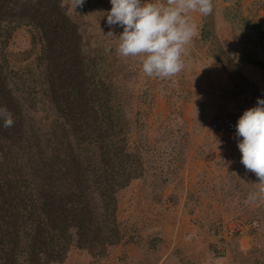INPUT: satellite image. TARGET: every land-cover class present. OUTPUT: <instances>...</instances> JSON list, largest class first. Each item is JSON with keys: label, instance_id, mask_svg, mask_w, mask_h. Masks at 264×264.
Here are the masks:
<instances>
[{"label": "rangeland", "instance_id": "obj_1", "mask_svg": "<svg viewBox=\"0 0 264 264\" xmlns=\"http://www.w3.org/2000/svg\"><path fill=\"white\" fill-rule=\"evenodd\" d=\"M212 2L209 16L192 14L199 35L185 48L183 71L161 80L145 77L138 58L117 55L116 36L123 29L106 22L110 0H84L75 9V0H62L82 35L89 83L95 90L102 82L111 94L112 141L127 144L128 152L140 158L142 172L116 194L120 241L92 252L74 242L64 261L50 264L72 258L65 264H77L74 258L80 264H114L126 255L122 250L115 256L114 247L141 246L145 209L155 211L177 198L192 203L193 225L215 237L205 253L210 259L200 264H264V199L247 202L250 192L259 191L258 178L240 162L236 133L211 129L213 122L238 120L257 98L264 99V0ZM42 48L32 27L4 25L0 59L11 88L26 122L48 134L58 116ZM242 66L252 72L245 73ZM251 220L259 223L253 233L247 226Z\"/></svg>", "mask_w": 264, "mask_h": 264}, {"label": "trees", "instance_id": "obj_2", "mask_svg": "<svg viewBox=\"0 0 264 264\" xmlns=\"http://www.w3.org/2000/svg\"><path fill=\"white\" fill-rule=\"evenodd\" d=\"M11 22L42 40L58 120L48 134L27 123L0 59V107L14 120H0V264L60 263L74 242L105 250L121 239L116 194L141 175L140 158L112 141L111 94L89 83L82 35L62 0H0V36Z\"/></svg>", "mask_w": 264, "mask_h": 264}, {"label": "clouds", "instance_id": "obj_3", "mask_svg": "<svg viewBox=\"0 0 264 264\" xmlns=\"http://www.w3.org/2000/svg\"><path fill=\"white\" fill-rule=\"evenodd\" d=\"M83 4L84 0H75L74 9ZM110 4L107 24L123 29L116 36L117 55L138 58L145 77L161 80L184 69L185 48L199 35L192 14L207 17L213 12L212 0H110ZM107 35L115 36L111 31ZM0 120L6 128L13 126L7 107H0ZM235 128L240 162L260 185L258 192L248 194L247 202L264 199V99L257 98L255 106L244 110Z\"/></svg>", "mask_w": 264, "mask_h": 264}, {"label": "crops", "instance_id": "obj_4", "mask_svg": "<svg viewBox=\"0 0 264 264\" xmlns=\"http://www.w3.org/2000/svg\"><path fill=\"white\" fill-rule=\"evenodd\" d=\"M241 69L245 73L252 72L247 66ZM148 211L145 209L141 214H145V218L140 221L139 232L144 236V243L114 247L115 256L122 250L126 253L116 258L114 264H200L210 259L205 253L215 237L193 225L195 214L189 200L172 199L162 203L160 208L156 207L155 211ZM81 256L83 259L85 254ZM77 259L74 258L80 264Z\"/></svg>", "mask_w": 264, "mask_h": 264}, {"label": "built area", "instance_id": "obj_5", "mask_svg": "<svg viewBox=\"0 0 264 264\" xmlns=\"http://www.w3.org/2000/svg\"><path fill=\"white\" fill-rule=\"evenodd\" d=\"M236 122L237 120H227L224 122H213L211 124V129L220 134H235L236 133V128H235ZM247 226H248L249 231L253 233L258 230L259 223L256 220H251L250 222H248Z\"/></svg>", "mask_w": 264, "mask_h": 264}, {"label": "bare ground", "instance_id": "obj_6", "mask_svg": "<svg viewBox=\"0 0 264 264\" xmlns=\"http://www.w3.org/2000/svg\"><path fill=\"white\" fill-rule=\"evenodd\" d=\"M210 152V151H209Z\"/></svg>", "mask_w": 264, "mask_h": 264}]
</instances>
